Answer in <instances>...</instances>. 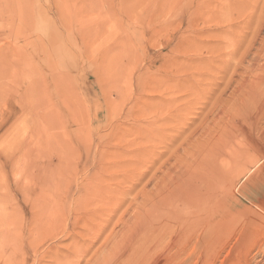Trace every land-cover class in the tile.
I'll return each mask as SVG.
<instances>
[{"label": "rangeland", "instance_id": "obj_1", "mask_svg": "<svg viewBox=\"0 0 264 264\" xmlns=\"http://www.w3.org/2000/svg\"><path fill=\"white\" fill-rule=\"evenodd\" d=\"M214 159L233 171L212 230L178 255L179 226L140 246L158 188ZM263 247L264 0H0V264H264Z\"/></svg>", "mask_w": 264, "mask_h": 264}, {"label": "bare ground", "instance_id": "obj_2", "mask_svg": "<svg viewBox=\"0 0 264 264\" xmlns=\"http://www.w3.org/2000/svg\"><path fill=\"white\" fill-rule=\"evenodd\" d=\"M249 161L251 166L259 162L257 158L253 159L251 157ZM214 164L215 159L210 163L211 169L207 171L206 177L199 176L194 178L193 181H190V177H185L183 181L182 179H178L172 180L170 183L164 182L162 186L158 188L156 196L148 201V204H153L152 212L148 213L147 211H142L143 218L137 223L134 230H130V236L136 237L139 245L142 246L144 242H154L166 235L171 228L179 226L180 233L176 235L173 244L169 247V250H167L169 253L171 249L173 250L176 248L178 252L176 254L178 255L184 253L194 239L196 242V240L202 237V234H208L213 228L208 222L215 209L217 184L224 182L229 173L233 171L225 170L220 172L214 167ZM225 164L226 166L229 165L228 162H225ZM231 164L232 162H230V165ZM235 165L236 164H234V166ZM233 174H236L235 178H237L244 173L242 170H238ZM140 176V178H142L144 175L141 174ZM201 182L204 183V192L203 188L201 189V186H199ZM221 188L222 186H220V189ZM113 208L116 209L115 207ZM148 220L150 221L148 227L149 232L144 231L138 234L140 233V228L143 227L145 221ZM101 229L103 228L101 227ZM258 245L259 244L255 242L253 248Z\"/></svg>", "mask_w": 264, "mask_h": 264}]
</instances>
